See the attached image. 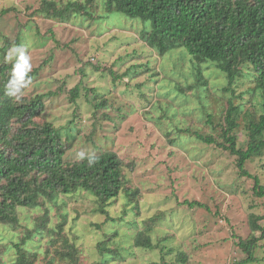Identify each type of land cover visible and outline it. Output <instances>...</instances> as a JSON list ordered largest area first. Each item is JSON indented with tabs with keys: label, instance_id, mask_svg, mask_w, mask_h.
<instances>
[{
	"label": "rangeland",
	"instance_id": "obj_1",
	"mask_svg": "<svg viewBox=\"0 0 264 264\" xmlns=\"http://www.w3.org/2000/svg\"><path fill=\"white\" fill-rule=\"evenodd\" d=\"M102 1L90 5L102 18L79 14L62 22L42 11L44 0H0V36L13 41L21 34L19 47L30 58L31 70H38L25 94L53 92L44 96L46 108L37 120L60 126L73 119L77 139L67 158L114 151L126 167L128 185L140 192L132 202L121 193L106 206L107 214L100 212L97 197L84 191L63 194L56 205L45 200L38 207H18V224L0 225V264H16L18 245L37 254L35 264H64L57 251H71L72 246L81 264H97L104 259L99 244L109 237L108 247H118L121 255L104 264L244 261L247 254L238 242L253 232L250 214L264 216V196L254 189V176L264 186V157L247 161L250 176L239 175L234 156L194 133L199 129L219 138L220 127L212 131L204 109L221 116L227 99L241 89L223 92L226 80L215 65L205 70L211 80L207 87L190 88L195 80L190 63L179 60L184 48L161 59L141 40V20L108 16ZM6 40L1 37L0 46ZM157 71L162 74L155 75ZM76 86L79 97L71 101L68 90ZM102 101L106 105L96 106ZM238 144L247 145L243 126ZM47 211V227L36 232ZM64 216L62 238L59 234L53 243L51 230ZM151 218H157L150 235L159 247H136V233ZM259 223L264 227V219ZM258 246L255 255L261 260L245 264H264V237ZM180 253H187L188 261L181 262Z\"/></svg>",
	"mask_w": 264,
	"mask_h": 264
},
{
	"label": "trees",
	"instance_id": "obj_2",
	"mask_svg": "<svg viewBox=\"0 0 264 264\" xmlns=\"http://www.w3.org/2000/svg\"><path fill=\"white\" fill-rule=\"evenodd\" d=\"M94 0H69L64 4L44 0L42 11L47 16L60 21H69L79 14L93 19L102 18L90 10ZM106 15H124L129 19L143 22L140 38L161 57L172 50H181L179 60L190 63L194 83L189 85L208 86L210 76L205 70L215 65L226 80L223 92H240L227 99L221 116L206 109V124L215 132L220 127L219 138L212 134L204 135L199 129L195 135L207 142L215 143L234 156L239 175L250 176L246 163L253 157H264V0H103ZM4 13L7 10L3 11ZM0 46V225H17L18 207L34 208L45 203L55 205L61 195H71L84 191L95 195L100 202V212L107 214L106 206L116 200L123 192L133 201L139 194L138 189L128 185L126 167L120 156L111 150L98 153H85L74 160L67 158L77 139L73 119L60 126L52 121H38L37 118L46 108L44 96L52 95L36 92L25 94L34 83L37 69L31 70L25 80L31 78L26 87H21L15 95L8 94L12 70L19 52L8 60L13 46H20V37L9 40ZM135 67V66H134ZM130 70L125 72L128 74ZM157 71L155 75L160 74ZM162 74V73H161ZM181 89H186L177 83ZM61 88L63 86H60ZM70 100L79 97L78 86L68 90ZM216 91V90H215ZM249 94V98H245ZM261 110L256 109V105ZM106 101L96 104L104 106ZM255 107L253 111L245 106ZM260 105V106H259ZM217 122L214 126V122ZM205 125V124H204ZM245 129L246 147L238 144L239 131ZM186 129H182L185 131ZM221 139V140H220ZM94 143V142H93ZM255 193L264 196V186L255 177ZM136 209L139 210L137 204ZM65 215V214H64ZM52 229L53 243L59 241L58 235L65 225ZM157 218L148 220L145 230L134 237V245L145 249H157L150 235ZM264 216L250 214V228L253 232L247 238H240L238 245L247 254L245 264L261 260L255 255L259 241L264 237V227L259 223ZM48 211L39 218L36 232L47 227ZM261 232V236L254 232ZM118 231H115L116 235ZM32 231L28 237H31ZM62 238V236H61ZM99 244L104 259L97 264L112 261L121 255L119 248L108 247V241ZM66 247L69 241L64 240ZM62 246V244H61ZM16 264H35L36 253L28 252L18 245ZM64 264H81L76 251H57ZM109 255V257H108ZM181 262L188 261L187 253L178 256Z\"/></svg>",
	"mask_w": 264,
	"mask_h": 264
},
{
	"label": "clouds",
	"instance_id": "obj_3",
	"mask_svg": "<svg viewBox=\"0 0 264 264\" xmlns=\"http://www.w3.org/2000/svg\"><path fill=\"white\" fill-rule=\"evenodd\" d=\"M19 52V57L16 64L12 70V79L8 85V94L15 95L16 92H20L21 87H26L28 83L31 82V78L25 80L27 74L31 71V64L29 63V57L24 54L22 47H13L10 53L8 54L7 59L11 60L12 56ZM80 156L83 157V153H80Z\"/></svg>",
	"mask_w": 264,
	"mask_h": 264
}]
</instances>
